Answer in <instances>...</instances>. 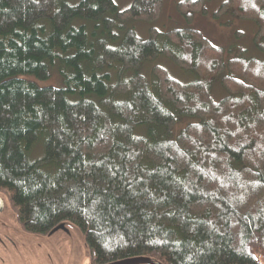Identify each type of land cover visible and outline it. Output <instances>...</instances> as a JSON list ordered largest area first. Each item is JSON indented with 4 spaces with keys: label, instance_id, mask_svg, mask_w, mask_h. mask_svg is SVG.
I'll list each match as a JSON object with an SVG mask.
<instances>
[{
    "label": "trees",
    "instance_id": "obj_1",
    "mask_svg": "<svg viewBox=\"0 0 264 264\" xmlns=\"http://www.w3.org/2000/svg\"><path fill=\"white\" fill-rule=\"evenodd\" d=\"M208 1L176 8L190 19ZM161 8L0 0V195L27 233L74 226L96 264H262L264 62L241 48L225 60L195 30L151 27L143 40L123 27ZM224 12L252 21L264 50V0H225ZM159 57L195 80L156 66L128 78ZM180 117L197 122L170 140Z\"/></svg>",
    "mask_w": 264,
    "mask_h": 264
},
{
    "label": "rangeland",
    "instance_id": "obj_2",
    "mask_svg": "<svg viewBox=\"0 0 264 264\" xmlns=\"http://www.w3.org/2000/svg\"><path fill=\"white\" fill-rule=\"evenodd\" d=\"M71 4H76L80 0H68ZM162 8L159 18L152 24L142 21H128L123 24L126 29H132L136 35L146 40L149 37V28L153 27L159 32H168L171 30L190 29L195 30L207 39L213 46L224 50L225 60H228L234 56V49L241 48L245 51L246 56L254 57L255 59L264 62V50H258L254 46V36L256 33V26L252 21L241 20L233 17L229 12L217 13L221 5L225 0H210L204 4L205 14L196 13L187 19L180 14L176 8V5L186 0H161ZM118 10H124L130 6L132 0H114ZM105 18L114 19L115 14L108 13ZM76 24L82 23L76 21ZM120 24H117L118 27ZM160 67L164 69L168 75L179 82L180 84L187 85L195 80V75L190 72H185L175 66L167 58L159 57L152 61H146L142 63L136 71H128V78L134 76V74H140L147 80L151 79L152 67ZM28 79H32L28 77ZM40 86H60V81L54 83L51 81H38L33 79ZM226 96V92L222 89L219 80L215 79L211 88V98L214 101H219ZM197 120L189 117H180L179 121L170 130L169 139H174L177 134L188 124L196 123ZM145 134V131H143ZM39 156L40 150H36ZM32 159V157H31ZM35 160V159H32ZM4 201V211L0 214V222L7 225L10 229L16 231L20 230L17 225L15 214L10 208L6 199L0 195ZM66 228L70 230L71 235L82 246L83 238L80 232L74 227L68 225ZM20 234L25 242H29L31 246L39 245L37 247L38 253L42 256L48 255L51 251L50 246L52 242H57V238L62 232H57L51 236L44 237L42 235H36L27 233L20 230ZM84 249L86 250L85 246ZM146 258V257H143ZM142 259V258H141ZM147 259V258H146ZM264 264V259H262Z\"/></svg>",
    "mask_w": 264,
    "mask_h": 264
},
{
    "label": "flooded vegetation",
    "instance_id": "obj_3",
    "mask_svg": "<svg viewBox=\"0 0 264 264\" xmlns=\"http://www.w3.org/2000/svg\"><path fill=\"white\" fill-rule=\"evenodd\" d=\"M3 211L4 209L0 214ZM17 225L23 230L18 223ZM20 230L15 231L0 222V264H96L86 246L78 243L68 228L61 231L57 242H52L50 246L52 252L45 256L36 251L39 245L31 246L29 242L24 241L18 234ZM48 236L49 234L44 235Z\"/></svg>",
    "mask_w": 264,
    "mask_h": 264
},
{
    "label": "water",
    "instance_id": "obj_4",
    "mask_svg": "<svg viewBox=\"0 0 264 264\" xmlns=\"http://www.w3.org/2000/svg\"><path fill=\"white\" fill-rule=\"evenodd\" d=\"M4 209V201H3V198L0 197V211H2ZM60 231H66V228L61 225L57 228H55L54 230H52L50 233H49V236L57 233V232H60ZM113 264H159L157 261L155 260H152V259H146V258H136V259H131V260H127V261H122V262H117V263H113Z\"/></svg>",
    "mask_w": 264,
    "mask_h": 264
}]
</instances>
